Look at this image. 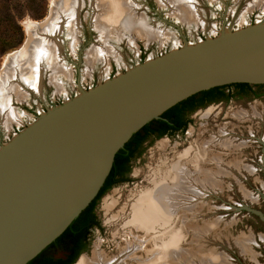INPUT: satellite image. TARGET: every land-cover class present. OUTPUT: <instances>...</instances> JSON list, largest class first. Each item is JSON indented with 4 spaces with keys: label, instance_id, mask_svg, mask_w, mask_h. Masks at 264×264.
Segmentation results:
<instances>
[{
    "label": "rangeland",
    "instance_id": "obj_1",
    "mask_svg": "<svg viewBox=\"0 0 264 264\" xmlns=\"http://www.w3.org/2000/svg\"><path fill=\"white\" fill-rule=\"evenodd\" d=\"M17 1L21 6H13L16 8L10 13L17 19L23 39L18 47L0 57L3 77L0 78V148L48 109L147 60L186 44L217 37L224 30L264 23V0H184L181 6L180 2L173 4L170 0H120L130 4L128 12L135 19H143L152 36L139 34L136 27H117L115 22L108 25L111 33L104 35L95 27L94 16L103 17L111 12L109 2L81 0L74 34L63 26L56 37L60 40L62 66L53 68V64L50 68L49 59H34L30 65L33 76L40 73L37 71L40 66L43 69L39 77L42 79H37L41 83L37 90L33 82L23 77L20 66L5 63L9 55L24 49L29 41L25 24L36 25L48 19L54 0H44L47 7L42 19L35 17L39 0ZM181 8L192 14L185 15ZM6 30L0 28V33ZM43 35L38 37L40 44L48 38ZM91 50L100 53L94 60ZM8 67H14L16 72L6 74ZM257 93L259 97L251 93L207 105L189 116L190 124L183 133L147 140L141 154L131 162L127 180L98 201L95 214L100 227L92 229L88 249L75 264L82 258L91 261L96 254L110 260L109 264H146L149 259L156 264H264V90ZM221 134H226L236 148H223L211 142ZM202 153L207 160L217 156L231 174L221 175L218 187L199 189L204 192L196 200L189 199L187 212H190L177 214L171 228L156 226L149 232L139 230L132 223L137 203L154 191L156 185L170 184L174 167L181 164L191 176H198L194 164L199 160L205 170L217 171L216 161L201 162ZM233 163L238 170L232 169ZM179 229L182 236L176 247L167 252L165 260L158 261L162 243L169 240V231ZM135 257L139 259L134 260Z\"/></svg>",
    "mask_w": 264,
    "mask_h": 264
},
{
    "label": "water",
    "instance_id": "obj_2",
    "mask_svg": "<svg viewBox=\"0 0 264 264\" xmlns=\"http://www.w3.org/2000/svg\"><path fill=\"white\" fill-rule=\"evenodd\" d=\"M264 85V23L186 44L82 91L0 148V264H28L94 201L145 125L215 87Z\"/></svg>",
    "mask_w": 264,
    "mask_h": 264
},
{
    "label": "bare ground",
    "instance_id": "obj_3",
    "mask_svg": "<svg viewBox=\"0 0 264 264\" xmlns=\"http://www.w3.org/2000/svg\"><path fill=\"white\" fill-rule=\"evenodd\" d=\"M107 1L110 4L111 12H109L107 15L105 14V16H103V17H101V15L100 16H97V15L94 16L95 27L97 29H99L102 33H104V35L110 32V30H109L110 26H108V25L110 23L115 22L117 24V27H121V28L122 27H126V28L136 27L139 34H144L146 37L152 36V34L150 33V30L146 27L144 20L143 19H135L134 14L128 12L129 8H130V4L128 2H121L120 0H107ZM170 1H173L172 2L173 4L174 3L178 4V2H180L179 6H181L180 4H182V2L184 0H170ZM185 4H187V3H185ZM194 4H195V2H194ZM123 5L125 6V10H123ZM53 6L54 7L52 9V13H51L50 17H48V19H46L43 23L36 24V25L35 24H25L26 25V31H27L28 35H30L29 41L25 45L24 49H22L21 51L15 53V54L9 55L7 57V62L5 63V64H7V66H10V65L11 66L13 65L16 67L20 66L19 68H21V70H22L21 73H22L23 77L27 80V82L28 81L33 82V86L35 88H37V90L39 88V83H40L37 81V79L41 76L40 73L43 69L41 70L42 66H40L39 70H37V71H40V73L37 72V74H35L33 76L30 73L31 68H32L30 65H31V63H33L32 61L34 59L35 60L38 59V61L42 60V59L43 60L49 59L51 61V67L50 68H52L53 64H54L53 68H55V67L58 68L61 65L62 62L60 61V57H61L60 56V54H61V52H60V49H61L60 48V40H56V37H57V34L60 35V33L63 31L62 30L63 26L71 29L73 34H74L75 28L78 27L77 26L78 12L80 10V7L82 6V2H81V0H63L62 4H61L60 0H58V1L54 0ZM126 6H128V8ZM181 9L183 10L185 15H186V13H189V15L192 14L190 12H187V10L184 8H181ZM182 16H184V15H182ZM187 20H188V18H187ZM133 31H135V30H133ZM102 33H100V34L102 35ZM43 34H45V37L48 36L47 40H46V38H44L47 43L44 41L45 42V43L43 42L44 44H40V41H39L40 38H38V37L40 35H41L40 37L44 36ZM35 38H38V40H36V42L32 41V39H35ZM30 42H31V44H30ZM98 54H100V53H98L96 51H92L91 52V60H94L97 57L96 55H98ZM41 62H43V61H41ZM36 63H38V62H36ZM40 64H43V63H40ZM8 68L5 69V72L7 70L6 74L10 73L9 75H11L12 72H16L12 69L14 67H11V68L8 67ZM15 69H18V68H15ZM37 69H38V67H37ZM17 71L19 72V70H17ZM54 73H56V72H54ZM63 73H64V71H63ZM5 77H7V76H5ZM11 77L13 78L14 76H11ZM0 78L3 79V77H1V76H0ZM53 78H55V77H53ZM15 79H17V78H15ZM39 79H42V78H39ZM8 83L10 84L11 82L8 81ZM40 85H41V83H40ZM1 86H2V82L0 79V88H1ZM2 93H3V91H2ZM3 110H4V108H3ZM5 111H7V110L5 109ZM15 117L16 116L14 115V118ZM240 118H241V115H240ZM10 120H11V118L9 119V121ZM224 132H226V131H223V133ZM226 134L214 136L213 137L214 139L212 138L211 142L216 143V145L218 143L219 147L228 148V149L230 147L234 148L235 145L233 144V141L230 140L229 138H227L228 134L227 135ZM212 155L213 154H211V157H212ZM216 157H212L210 159L208 158L209 161L207 160L205 153H202L201 157H200L201 162L216 161L218 163L216 166V169H217L216 172L211 171V170H205L203 168L204 166L201 167L199 165V163H198L199 160H197L198 162L196 161V163L194 164V172H196V174H198V176H193V175L191 176L189 173H187L184 170V168L181 164L174 167L173 177L170 180V182H171L170 184L156 185L154 191L146 194L137 203V205L134 209V212H133V216H132L133 222L132 223H135V225L137 226V228L139 230H143L145 232L153 231L154 227H156V226H161V227L167 226L168 228H171L170 225L175 220L174 218H176L175 216L177 214H185L186 215V213L190 212V211L187 212L188 210H190V207H189V209H187V205L190 204L189 199L192 201V200H196L198 197H200L202 195V193L204 192V191H200L201 189L207 190V188L211 189L213 187H218L219 182H221V175L223 176V175H227V172L229 173V171H228V170H230L229 167L226 165H221L220 159L218 157L217 158ZM233 164L234 165H232V169L234 170L237 168V170H238L239 167L235 166L237 164L236 163H233ZM229 174H231V173H229ZM194 187H197L198 190L195 191L197 188H194ZM180 229L177 231H174V230L169 231V233H168V236H170L169 240H167V242L162 243L161 254L159 255V258L157 259L158 261L165 260L167 255H168L167 252L171 251L174 247H176V244L178 243V239L182 236ZM146 252L148 253V250H146ZM138 259H139V257L134 258V260H138ZM139 261L141 262V260H139ZM148 261L149 262H147L146 264H156V261H154V260L150 261V259H149ZM109 263H110V260H108V259L106 260L105 258H103L99 254L94 255V258L91 261H87L86 259L82 258L78 262V264H109Z\"/></svg>",
    "mask_w": 264,
    "mask_h": 264
},
{
    "label": "trees",
    "instance_id": "obj_4",
    "mask_svg": "<svg viewBox=\"0 0 264 264\" xmlns=\"http://www.w3.org/2000/svg\"><path fill=\"white\" fill-rule=\"evenodd\" d=\"M16 5L21 6V3L17 0H0V28L7 29L5 33H0V57L6 51L18 47L23 39L17 19L10 13ZM46 7V1L39 0L35 17L44 18ZM257 90H264V85L239 83L215 87L182 101L166 111L160 119L145 125L117 153L112 170L94 201L56 241L28 264H75L88 249L92 229L100 227L95 215L98 201L113 187L127 180L126 176L131 171V162L141 154L142 145L149 138L160 139L179 132L183 133L190 124L189 116L198 109L213 103L230 101L236 97H246L251 93L259 97Z\"/></svg>",
    "mask_w": 264,
    "mask_h": 264
},
{
    "label": "flooded vegetation",
    "instance_id": "obj_5",
    "mask_svg": "<svg viewBox=\"0 0 264 264\" xmlns=\"http://www.w3.org/2000/svg\"><path fill=\"white\" fill-rule=\"evenodd\" d=\"M151 138H154V137H151ZM149 139H150V138H149ZM95 215H96V214H95ZM96 220H97V222H99L97 216H96Z\"/></svg>",
    "mask_w": 264,
    "mask_h": 264
}]
</instances>
